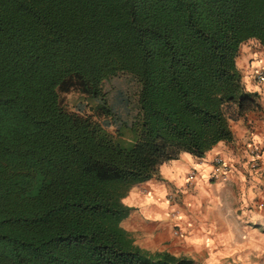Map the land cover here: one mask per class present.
Masks as SVG:
<instances>
[{
    "label": "trees",
    "instance_id": "trees-1",
    "mask_svg": "<svg viewBox=\"0 0 264 264\" xmlns=\"http://www.w3.org/2000/svg\"><path fill=\"white\" fill-rule=\"evenodd\" d=\"M253 38L264 0H0V264H191L137 244L123 198L261 108L237 62Z\"/></svg>",
    "mask_w": 264,
    "mask_h": 264
},
{
    "label": "crops",
    "instance_id": "crops-1",
    "mask_svg": "<svg viewBox=\"0 0 264 264\" xmlns=\"http://www.w3.org/2000/svg\"><path fill=\"white\" fill-rule=\"evenodd\" d=\"M251 40L242 44L237 62L261 108L231 120L232 140L220 141L202 157L182 152L124 196L129 213L122 225L143 248L186 255L191 264H244V254L259 247L260 229L237 222L242 214L259 222L257 205L264 204V89L252 77L264 54L256 55ZM253 145L259 147L256 154ZM217 155L230 169L215 178ZM239 230L252 239L238 236Z\"/></svg>",
    "mask_w": 264,
    "mask_h": 264
},
{
    "label": "rangeland",
    "instance_id": "rangeland-1",
    "mask_svg": "<svg viewBox=\"0 0 264 264\" xmlns=\"http://www.w3.org/2000/svg\"><path fill=\"white\" fill-rule=\"evenodd\" d=\"M249 42H250L249 43L250 46H252L253 49H255V51L257 52L256 55L258 57L264 54V49L258 40L252 39ZM105 90L107 91L109 101L112 103L117 100L119 92L132 94L134 90V85L131 82V77L128 73H120L118 76L113 77L105 82ZM63 97L65 99V102L68 104V106L71 109L77 110L80 107L79 106L80 103L82 101H85L87 105L86 106L84 104L83 105L85 106L86 110L92 112L91 104L94 103V101L84 96L79 91L73 90L71 92L64 93ZM115 129H116L115 126H110L111 131H115ZM257 206L259 209L258 216L259 219H261L259 222H253L252 217L249 214H242L241 216L237 217V222L244 225L242 227H245L246 225H252L255 228H259L261 231V237L258 241L259 247L257 248V250H254L255 253L251 254V252H247V254H244L243 256L245 259L244 260L240 259L244 264H264V218H263L264 216L262 215L264 213V204H258ZM253 215H256L255 212ZM240 232L241 231L239 230L238 236H240L241 238L252 239L250 235H246L247 233H240ZM247 248H249V246L248 247L245 246V248L242 250L244 251Z\"/></svg>",
    "mask_w": 264,
    "mask_h": 264
},
{
    "label": "built area",
    "instance_id": "built-area-1",
    "mask_svg": "<svg viewBox=\"0 0 264 264\" xmlns=\"http://www.w3.org/2000/svg\"><path fill=\"white\" fill-rule=\"evenodd\" d=\"M253 78L264 89V64H260L255 67ZM251 151H253V154H256L259 151V147L253 145ZM214 163L215 169L213 175L215 177L223 175V173L230 169V165L223 155H217L215 157ZM254 165H257V163H254ZM192 176H194V173Z\"/></svg>",
    "mask_w": 264,
    "mask_h": 264
}]
</instances>
